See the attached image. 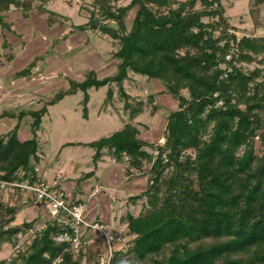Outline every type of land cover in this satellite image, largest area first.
<instances>
[{
	"label": "trees",
	"instance_id": "obj_1",
	"mask_svg": "<svg viewBox=\"0 0 264 264\" xmlns=\"http://www.w3.org/2000/svg\"><path fill=\"white\" fill-rule=\"evenodd\" d=\"M51 1L0 0V26L2 14L12 8L26 16L34 10L48 14L52 25L56 14L45 8ZM112 2L94 0L87 23L74 30H99L118 41L116 74L98 79L89 72L83 82H70L68 91L31 112L32 139L19 142L16 131L0 137V180L21 181L17 172L31 171L39 148L36 132L47 106L81 90L87 117L88 89L107 86V105L115 85L133 119L144 103L126 94L123 84L129 73L158 80L178 101V109L167 118L164 144L140 141L139 130L129 124L90 144L96 150L94 163L107 148L117 161L130 157L132 168L150 164L146 190L131 198L144 199L147 212L127 217V228L136 238L130 252L113 264H264V69L244 72L240 65L256 55L264 58V37L238 41L229 33L220 0H132L117 8ZM134 7L128 30L125 17ZM32 67L17 76L30 74ZM145 146L157 155L146 153ZM24 195L16 189L11 205L3 202L0 190V251L36 220L12 225ZM60 233L61 228L49 225L9 264H50L58 258L59 264H97L96 247H89L83 263L82 256L74 258L66 249V241L57 239Z\"/></svg>",
	"mask_w": 264,
	"mask_h": 264
},
{
	"label": "crops",
	"instance_id": "obj_2",
	"mask_svg": "<svg viewBox=\"0 0 264 264\" xmlns=\"http://www.w3.org/2000/svg\"><path fill=\"white\" fill-rule=\"evenodd\" d=\"M55 2L56 0L49 2L45 8L56 16L67 19L63 24L55 20L52 25H48L47 20L43 21L45 17L37 15V10L27 16L15 8L2 14L4 24L0 26V137L16 131L19 142L32 139L34 119L30 115L31 112L42 109L44 104L58 93L68 91L70 82H83L89 72H95L98 79L112 76L117 72L119 60L114 58L115 53L112 59H109L104 46H99L97 43L88 46L85 41L78 39V36L86 37L85 33L92 32L74 30L75 26L87 23L88 19L78 17L81 22L75 24L72 17H77V10L72 11L71 15L50 10L49 6H54ZM34 13L37 15L35 20L42 22L40 24L42 32L39 36L32 32L33 25L35 26L34 21L31 20ZM35 22L39 25L37 21ZM32 63L30 74L17 76ZM60 80L63 87L51 93L49 90L51 85ZM133 81L141 84L138 86L140 89L138 93L128 90V83L135 85ZM123 87L132 101L144 103L143 111L133 119L124 109V100L121 98L120 101V94L115 85H113L112 101L106 105L104 104L106 97H104L101 105L92 112L90 107L92 90L105 88L107 95L108 87L90 88L87 91L89 96L86 106L87 117H84L83 111L84 93L77 90L73 94L66 95L56 104L47 106V112L42 117L40 128L36 132L39 144L36 162H40L43 166L45 180L71 192L76 201H89L88 216L113 226L126 225L127 217L136 215V210L142 201H133L131 198L147 188L145 186L149 181V163L145 162L141 170L132 168L129 163L117 161L112 151L107 148L101 151V157L94 163L96 150L90 147V144L110 137L128 124L139 130L140 141L154 145L164 143L167 118L170 113L178 109V101L166 92L158 80L130 72ZM45 92L50 94H44ZM69 96H78L76 99L78 106L72 113V122H74L72 142L62 144L56 157H60L61 152L69 146H72L74 154L72 153V158L66 161L51 164L49 159L44 161L46 156L40 146L43 121L51 108L60 105ZM150 97H153L152 101H149ZM20 113L25 115L18 118ZM95 129L96 132L97 129L98 132L109 130V134L96 140L92 139ZM43 137L45 138L44 134ZM50 140V137H47L44 141L49 143ZM143 150L150 155L156 152L148 146ZM109 191L116 194V202L110 200ZM93 194L96 195L91 198Z\"/></svg>",
	"mask_w": 264,
	"mask_h": 264
},
{
	"label": "rangeland",
	"instance_id": "obj_3",
	"mask_svg": "<svg viewBox=\"0 0 264 264\" xmlns=\"http://www.w3.org/2000/svg\"><path fill=\"white\" fill-rule=\"evenodd\" d=\"M132 0H113L112 4L113 6L121 7L130 4ZM179 2H184L186 0H177ZM94 0H56L54 6L50 5L49 9L57 11L62 14H72V11L77 10V17L73 18L72 20L75 24H80V19L78 17H85L86 19H89V10L92 9ZM220 3L223 5L225 9V16L227 17L231 28L233 31H235L238 35H243L244 37L249 36L252 38H261L264 37V4H261L260 6L256 4V1L252 0H220ZM72 6V7H69ZM197 9H201L202 6L197 3L196 4ZM36 11V10H35ZM136 12V8H132L125 17V22L127 24L128 30L131 28L132 21L134 19ZM38 16H43L47 20L49 17L48 14H44L42 12H37ZM36 13H34L32 17V21H34L35 26L33 25L32 32H34V35H40L42 32L40 24L42 23L41 20H35ZM74 15V16H75ZM52 19L57 20L59 24H63L64 22H67L64 17L62 16H54ZM37 21L39 25L35 22ZM204 21L207 23L209 21L208 17L204 18ZM107 23V21H106ZM109 25L113 26V23H109ZM77 32V31H76ZM86 37L78 36L79 40L85 41L84 43L86 45H90L92 43H97L99 46L102 45L106 48L105 53H107V56L109 59H112L113 54L117 50V40H114L108 35H105L101 33L99 30L92 31L90 33H85ZM37 36V37H38ZM253 61H244L240 65H242L244 72L247 71H253L255 69H264V58L263 55H256L253 56ZM53 79V77H52ZM261 79V78H260ZM260 79H257L258 81ZM135 83V81H133ZM61 80L54 85H51V88L49 89L50 92H56L57 90H60L63 86H61ZM129 87L128 90H131L132 92H139V83H135L133 85L132 83H128ZM53 86V87H52ZM115 91H117L115 89ZM143 92V90L141 89ZM44 94H50L49 92H45ZM183 95L187 96V92L183 91ZM106 89L103 88L101 90L95 91L92 90V101H91V111L93 112L96 108H98L104 97H106ZM120 97V96H119ZM78 96H69L67 97L60 105L55 106L50 109L49 114L46 116V118L43 121V130L41 131L40 135V146L41 150L44 152V155L46 156L45 160H50L51 164H56L57 162H63L68 160L69 158H72V153L74 154V150L72 149V146L67 147L64 149L60 157L57 156V152L60 149V146L66 142H72V125L74 122H72V113L74 108H77L78 105H76V99ZM120 101L121 97H120ZM63 115L64 117H62ZM66 118V119H65ZM51 119V120H50ZM92 134V139H98L101 136H106L109 134V130L106 132H96V129L94 130ZM43 134L45 135V138L43 137ZM50 137V141H44L46 138ZM207 136L204 137L206 139ZM255 145H256V153L260 155L261 151V145H260V138H255ZM192 151H189V153ZM150 168V164H148ZM48 173V172H47ZM46 174V172H45ZM147 187V186H145ZM146 190V189H145ZM2 200L5 203L13 204L15 205L14 201V195H12L11 190H4L2 192ZM142 202L139 203V208L136 210V217L140 214H145L147 212V209H145V200H141ZM41 209L39 207H32L28 205H18V213L15 217V221L12 225H21L24 222H30L34 220L35 218H39L41 216ZM15 238L11 243L6 244L2 250L0 251V260H3L7 258L12 250V245L14 244Z\"/></svg>",
	"mask_w": 264,
	"mask_h": 264
},
{
	"label": "built area",
	"instance_id": "obj_4",
	"mask_svg": "<svg viewBox=\"0 0 264 264\" xmlns=\"http://www.w3.org/2000/svg\"><path fill=\"white\" fill-rule=\"evenodd\" d=\"M229 33L235 34L238 41L244 37L232 29H229ZM228 59H231V56ZM154 155H157V151ZM129 161L130 157L124 156L123 162L129 163ZM30 169L31 171L20 169L17 172L21 181L0 180L1 192L9 189L12 195H15L16 189H20L25 194L23 205L39 207L42 210L41 216L35 218L30 227L17 234L10 255L3 259V262L0 260V264H9L12 259L25 252L33 240L49 225L61 228L57 239L66 241L68 245L66 249L74 258L82 256L83 263L90 246L98 250L97 264H113L116 258L130 252L136 234L131 233L127 225L113 226L101 220L91 219L88 216L89 201H76L71 192L56 187L55 183H48L44 178L43 166L40 162L31 159ZM95 195L93 194L91 198ZM109 195L112 202L117 201L113 191H109ZM61 261L62 259L58 258L52 260L50 264H59Z\"/></svg>",
	"mask_w": 264,
	"mask_h": 264
}]
</instances>
